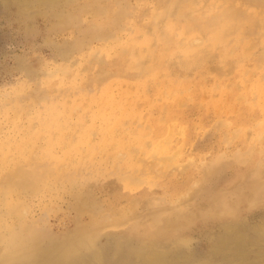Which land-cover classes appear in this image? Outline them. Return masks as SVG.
I'll return each instance as SVG.
<instances>
[{"label":"rangeland","instance_id":"obj_1","mask_svg":"<svg viewBox=\"0 0 264 264\" xmlns=\"http://www.w3.org/2000/svg\"><path fill=\"white\" fill-rule=\"evenodd\" d=\"M0 264H264V0H0Z\"/></svg>","mask_w":264,"mask_h":264},{"label":"bare ground","instance_id":"obj_2","mask_svg":"<svg viewBox=\"0 0 264 264\" xmlns=\"http://www.w3.org/2000/svg\"><path fill=\"white\" fill-rule=\"evenodd\" d=\"M164 138H165V137H164ZM164 138H163V141H165ZM161 156H162V155H161ZM161 156H160V157H161ZM215 199H216V198H215ZM217 199H218V198H217ZM220 200H221V199H220ZM221 201H222V200H221ZM223 202H225V201H223ZM221 204L223 205V203H221ZM226 204H227V203H226ZM213 205H214V204H213ZM160 213H161V212H160ZM157 216H158V215H157ZM156 219H157V218H156ZM164 220H165V219H164ZM162 223H163V222H162Z\"/></svg>","mask_w":264,"mask_h":264}]
</instances>
